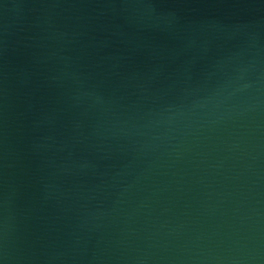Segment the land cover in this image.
Segmentation results:
<instances>
[{
    "label": "water",
    "instance_id": "1",
    "mask_svg": "<svg viewBox=\"0 0 264 264\" xmlns=\"http://www.w3.org/2000/svg\"><path fill=\"white\" fill-rule=\"evenodd\" d=\"M0 264H264V0H0Z\"/></svg>",
    "mask_w": 264,
    "mask_h": 264
}]
</instances>
